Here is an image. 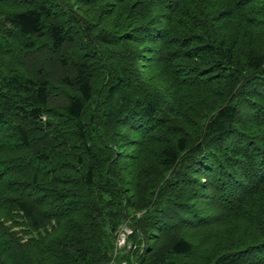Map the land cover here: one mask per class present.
I'll return each instance as SVG.
<instances>
[{"label":"trees","instance_id":"obj_1","mask_svg":"<svg viewBox=\"0 0 264 264\" xmlns=\"http://www.w3.org/2000/svg\"><path fill=\"white\" fill-rule=\"evenodd\" d=\"M122 262L264 264V0H0V264Z\"/></svg>","mask_w":264,"mask_h":264},{"label":"built area","instance_id":"obj_2","mask_svg":"<svg viewBox=\"0 0 264 264\" xmlns=\"http://www.w3.org/2000/svg\"><path fill=\"white\" fill-rule=\"evenodd\" d=\"M127 233H129V230L126 227L119 229L116 238L117 248L126 247L128 250L131 249V246L128 243H126Z\"/></svg>","mask_w":264,"mask_h":264},{"label":"rangeland","instance_id":"obj_3","mask_svg":"<svg viewBox=\"0 0 264 264\" xmlns=\"http://www.w3.org/2000/svg\"><path fill=\"white\" fill-rule=\"evenodd\" d=\"M121 228H125V226H123V227H121ZM129 233H127V235H128ZM126 235V236H127ZM131 246V245H130ZM126 251H128V249L126 248V247H121V248H117V246H116V242H115V254L116 255H118V254H122V253H125ZM112 264H114V263H112ZM120 264H126L125 262H122V263H120Z\"/></svg>","mask_w":264,"mask_h":264}]
</instances>
